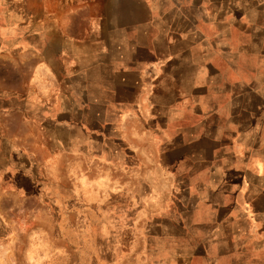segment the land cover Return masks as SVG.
<instances>
[{"label":"rangeland","instance_id":"374dc122","mask_svg":"<svg viewBox=\"0 0 264 264\" xmlns=\"http://www.w3.org/2000/svg\"><path fill=\"white\" fill-rule=\"evenodd\" d=\"M225 5L0 0V264H208V186L230 190L240 235L245 188L264 190V0L243 16ZM108 28L116 52L68 56L64 31ZM173 60L152 98L136 99V73L120 82L124 65ZM180 73L186 92L172 93Z\"/></svg>","mask_w":264,"mask_h":264},{"label":"crops","instance_id":"0c3cea01","mask_svg":"<svg viewBox=\"0 0 264 264\" xmlns=\"http://www.w3.org/2000/svg\"><path fill=\"white\" fill-rule=\"evenodd\" d=\"M224 1L226 2L225 5L226 12H227V6L231 10H237V14H239L240 16L249 14L250 12L247 6L243 7L246 0H224ZM107 33L108 35H106V37H103L102 39L100 37H95V34H92L91 35L92 39H91L87 37L90 36V34H86V31H84L80 40L78 39L72 40L71 35H69L68 32L64 31L62 33V36H64L62 41H64L63 44H65V47L68 48L69 57H72L74 59L83 58V57H88L91 52L93 53L100 44L108 46L109 51L116 50L117 40H114L116 30L114 28H108ZM184 59L188 63L186 71H188L190 76L187 81L189 83L188 88L189 91L190 89L191 91H193L194 88L196 87V85L195 87L193 86V83L195 81L194 77L196 75L197 62L194 61L193 56L190 52L188 56ZM177 62L179 61L173 60V61H166L163 63L155 62V63H151L150 68L148 63L146 66H143L138 63L136 64L130 63L124 65L123 69L119 71L120 73H122L121 75L122 81L120 79V82L127 84L128 75L132 73H136L137 76H139L142 79V81L136 82L138 83V85H140L137 91V93L139 94L136 96V99L140 100L143 98L148 99V97L152 98L153 95L159 93L160 91L165 90L164 81L166 77L169 76L168 67L171 64H175ZM52 65L53 64L48 60H46V62L44 63V68L46 69V71L49 72L48 74L46 73L45 81H48L49 87L51 88L50 90H55L56 85H58L59 81H57L56 75L52 71L53 69ZM38 67L43 68L41 64L38 65ZM114 74L117 77L118 74L117 71H115ZM147 77L149 80H147ZM183 77L184 76L181 73L178 74V78L176 80L177 84H175V86L173 87L172 93L186 92L183 88V83H184ZM143 81L146 82V87L145 88L143 87L142 89ZM112 91L114 93V89ZM148 93L150 94L149 96ZM112 105L114 106V110L115 111L119 110V113H122L123 116L129 112V111H125V109L128 108L127 105L119 106L116 104V102H114ZM143 115L144 113L141 112L140 116ZM213 163H214L213 161H208V169H210V173L213 170L212 168ZM245 189L247 190V193H245V203L247 206L249 205L251 209V213L248 209L239 208L240 213L237 215V220H236L237 223L234 222V224L235 225L238 224L237 227L242 230L239 231L240 235H229L228 228L231 226L235 217L233 212H230L232 209L229 207L227 203H225L224 198L226 195H229L230 190L228 188H221L216 190L208 186V264H220L222 262H226V260H228L230 264H264V205H261L262 203H264V190L261 191V189L256 187H247ZM239 190L241 191L242 188ZM237 194L238 193L233 195L236 197ZM215 195L216 196L220 195L221 199L219 203L217 200L213 198ZM214 206H216V210H217L216 214H213ZM254 222L257 230L255 235H253L250 230L253 225L252 223ZM241 224H243L242 227H240ZM217 228L219 229L220 232L224 231L225 234L214 235L213 234L214 232H218ZM238 243L244 245L241 258H239L238 254L236 255V252H234L233 250L234 248L233 245ZM216 244L232 245L231 246L232 250H230L229 247H226L224 249L221 248L220 252L214 254L211 251L212 250L211 248L213 245Z\"/></svg>","mask_w":264,"mask_h":264}]
</instances>
